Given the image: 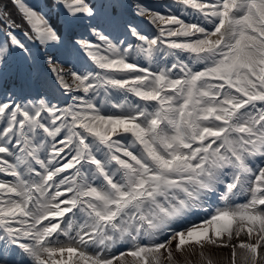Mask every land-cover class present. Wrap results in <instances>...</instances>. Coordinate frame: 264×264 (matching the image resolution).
<instances>
[{
	"label": "snow or ice",
	"instance_id": "6c2138e0",
	"mask_svg": "<svg viewBox=\"0 0 264 264\" xmlns=\"http://www.w3.org/2000/svg\"><path fill=\"white\" fill-rule=\"evenodd\" d=\"M264 264V0H0V264Z\"/></svg>",
	"mask_w": 264,
	"mask_h": 264
},
{
	"label": "rangeland",
	"instance_id": "374dc122",
	"mask_svg": "<svg viewBox=\"0 0 264 264\" xmlns=\"http://www.w3.org/2000/svg\"><path fill=\"white\" fill-rule=\"evenodd\" d=\"M184 260H185V258H184ZM186 261H187V263H190V264H199L198 256H192L190 258H187ZM187 263H185V264H187Z\"/></svg>",
	"mask_w": 264,
	"mask_h": 264
},
{
	"label": "bare ground",
	"instance_id": "6f19581e",
	"mask_svg": "<svg viewBox=\"0 0 264 264\" xmlns=\"http://www.w3.org/2000/svg\"><path fill=\"white\" fill-rule=\"evenodd\" d=\"M181 261H182V264H185V263H187V261H186V260H184V258H183V257L181 258ZM187 264H190V263H187Z\"/></svg>",
	"mask_w": 264,
	"mask_h": 264
}]
</instances>
